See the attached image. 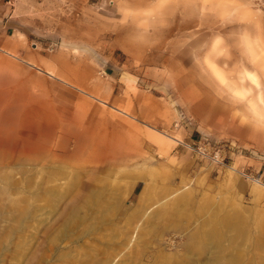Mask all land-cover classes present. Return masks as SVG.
<instances>
[{"label":"rangeland","instance_id":"rangeland-1","mask_svg":"<svg viewBox=\"0 0 264 264\" xmlns=\"http://www.w3.org/2000/svg\"><path fill=\"white\" fill-rule=\"evenodd\" d=\"M8 10L0 89L39 126L0 117V264H264V185L243 174L264 167V11L251 0ZM153 99L158 125L130 111L150 115ZM207 143L225 146L226 165L199 153Z\"/></svg>","mask_w":264,"mask_h":264},{"label":"crops","instance_id":"crops-1","mask_svg":"<svg viewBox=\"0 0 264 264\" xmlns=\"http://www.w3.org/2000/svg\"><path fill=\"white\" fill-rule=\"evenodd\" d=\"M10 2H11V0H0V29L1 30L5 28V26H3V21H4V18L9 15L10 11L8 10V4H10ZM251 2H252V0H251ZM252 4H253V2H252ZM5 34H7V31L0 32V43L4 41ZM47 73L53 75V73L50 71H47ZM0 93L2 94V99H0V112H1L0 117L1 118L4 117V118H8V119H16V121L19 122L18 119L22 118V116L20 114L22 112L23 113L26 112V118H25V116H23V119H25L24 120L25 121L24 126L29 125L30 122H31L30 124H32V125H30L29 127L36 128L37 126H39V125H37L38 124L37 122L29 120L30 118H33V115L29 114L26 111L25 107H23L22 104L16 103L17 101H15V103H12V102L9 103L8 102V99L6 97V95L9 93L8 90H6L5 88H2V89H0ZM120 102L122 103V99L120 100ZM3 107H5V109H3ZM157 109H158V100L153 99V104L151 105L150 115L148 114L147 111L138 109L136 105H134L130 111L136 113V115L140 118L150 117L151 121H149V123L152 125H158L155 121H153V118L156 119L155 117L157 116ZM122 111L125 113H129V112L124 111V110H122ZM175 122H179V124L175 127H180V126L186 125V115L184 114L183 111H181V110L179 111V118ZM162 133L165 136H167L168 138H170L168 136L170 134H167L165 132H162ZM170 136H172L173 139L178 138L174 135H170ZM172 138H170V139H172Z\"/></svg>","mask_w":264,"mask_h":264},{"label":"built area","instance_id":"built-area-1","mask_svg":"<svg viewBox=\"0 0 264 264\" xmlns=\"http://www.w3.org/2000/svg\"><path fill=\"white\" fill-rule=\"evenodd\" d=\"M252 2L258 9L264 11V0H252ZM178 124H179V122H175V126H177ZM187 146L190 147L191 149H193L192 145L187 144ZM197 150L199 151V153H201V155H203L204 157L214 161L215 163H218L220 165H226L225 156L223 155V152L225 150L224 145H218L215 143H213V144H210V143L201 144V145L197 146ZM262 166H264V165H262ZM243 174L252 180L257 178V180L262 183V180H264V167H262V172H259V170H258L255 173L243 172Z\"/></svg>","mask_w":264,"mask_h":264},{"label":"bare ground","instance_id":"bare-ground-1","mask_svg":"<svg viewBox=\"0 0 264 264\" xmlns=\"http://www.w3.org/2000/svg\"><path fill=\"white\" fill-rule=\"evenodd\" d=\"M170 138H172V136L168 135ZM173 139V138H172ZM175 141H180V139L175 138ZM256 183L260 184V185H264V183H261L257 180V178L254 179Z\"/></svg>","mask_w":264,"mask_h":264}]
</instances>
